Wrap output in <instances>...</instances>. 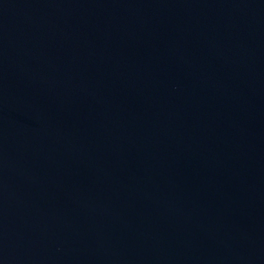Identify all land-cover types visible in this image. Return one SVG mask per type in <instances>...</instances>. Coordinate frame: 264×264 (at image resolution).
I'll return each mask as SVG.
<instances>
[{
    "label": "water",
    "instance_id": "95a60500",
    "mask_svg": "<svg viewBox=\"0 0 264 264\" xmlns=\"http://www.w3.org/2000/svg\"><path fill=\"white\" fill-rule=\"evenodd\" d=\"M0 264H264V0H0Z\"/></svg>",
    "mask_w": 264,
    "mask_h": 264
}]
</instances>
